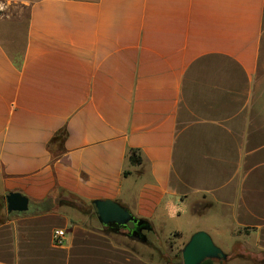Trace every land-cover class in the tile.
<instances>
[{
    "label": "crops",
    "instance_id": "1",
    "mask_svg": "<svg viewBox=\"0 0 264 264\" xmlns=\"http://www.w3.org/2000/svg\"><path fill=\"white\" fill-rule=\"evenodd\" d=\"M62 190L148 239L39 212ZM200 230L227 254L210 264H264L234 254L264 253V0H0V264H165L150 248Z\"/></svg>",
    "mask_w": 264,
    "mask_h": 264
},
{
    "label": "water",
    "instance_id": "2",
    "mask_svg": "<svg viewBox=\"0 0 264 264\" xmlns=\"http://www.w3.org/2000/svg\"><path fill=\"white\" fill-rule=\"evenodd\" d=\"M9 213L26 212L30 208V199L19 191L6 195ZM98 221L114 233H121L134 240L145 241L142 231L149 230L147 221L136 217L130 209L113 199H93ZM133 224V226H131ZM183 264H201L206 259H226L227 254L215 244L211 235L203 230L193 233L181 250Z\"/></svg>",
    "mask_w": 264,
    "mask_h": 264
},
{
    "label": "trees",
    "instance_id": "3",
    "mask_svg": "<svg viewBox=\"0 0 264 264\" xmlns=\"http://www.w3.org/2000/svg\"><path fill=\"white\" fill-rule=\"evenodd\" d=\"M66 137L67 131L63 129L53 137L51 143L55 144L57 146V149H59V147H63ZM130 160L132 163H140L141 158L136 150L132 151ZM51 201H54L55 209H60L62 211H64V209L69 210L70 212H72V214L77 213L78 217L80 216L79 218H81V216L97 218L96 208L92 203H89L76 194L65 190L60 191L56 198L51 195L48 199L37 202L36 205L39 207V212L52 210L53 206L51 205ZM178 256L181 258V251H179ZM166 261L170 262V259L167 257ZM213 261L214 259H206L201 264H210ZM259 262L264 263L262 261Z\"/></svg>",
    "mask_w": 264,
    "mask_h": 264
},
{
    "label": "rangeland",
    "instance_id": "4",
    "mask_svg": "<svg viewBox=\"0 0 264 264\" xmlns=\"http://www.w3.org/2000/svg\"><path fill=\"white\" fill-rule=\"evenodd\" d=\"M176 239L177 238L171 239V244H174L176 242ZM152 249L153 248H150L151 253L149 256L154 259L159 258L161 263L163 262L165 264H183V258L182 256L181 258L178 256L179 250H177V248H172V249L163 248L165 249V252L163 253H153ZM236 253H240V255H244V257H246L247 259H250L256 262H259V261L264 262V253L253 251L252 249L245 251L240 244L235 246L234 254ZM167 257L170 259V262L166 261Z\"/></svg>",
    "mask_w": 264,
    "mask_h": 264
},
{
    "label": "built area",
    "instance_id": "5",
    "mask_svg": "<svg viewBox=\"0 0 264 264\" xmlns=\"http://www.w3.org/2000/svg\"><path fill=\"white\" fill-rule=\"evenodd\" d=\"M67 238V231L65 228H56L53 231V239L57 245H64Z\"/></svg>",
    "mask_w": 264,
    "mask_h": 264
},
{
    "label": "flooded vegetation",
    "instance_id": "6",
    "mask_svg": "<svg viewBox=\"0 0 264 264\" xmlns=\"http://www.w3.org/2000/svg\"><path fill=\"white\" fill-rule=\"evenodd\" d=\"M131 226H133V224H131ZM142 233H143V237L145 238V239H148V234H149V232H147L146 233V231H145V229L142 231Z\"/></svg>",
    "mask_w": 264,
    "mask_h": 264
}]
</instances>
